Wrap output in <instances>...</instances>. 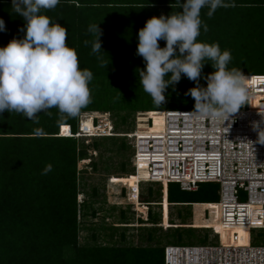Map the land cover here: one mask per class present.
<instances>
[{"label":"trees","instance_id":"1","mask_svg":"<svg viewBox=\"0 0 264 264\" xmlns=\"http://www.w3.org/2000/svg\"><path fill=\"white\" fill-rule=\"evenodd\" d=\"M226 2L229 6L217 7L211 17L207 16L206 7L201 9L200 16L207 25V31L201 27L197 40L209 44L216 42L221 50H229L232 57L228 65L230 68L240 69L244 61H264V0ZM180 10L175 0H60L54 8L42 10L52 21L67 29L66 43L76 50L79 67L93 73L89 84L92 100L80 112H109L116 130L129 132L134 127H126L133 125L137 112L166 110L155 105L140 84L138 73L145 62L136 54L138 30L152 16H167ZM0 18L4 20L6 29L0 31V47L13 38L23 37L21 29L25 21L12 12L11 0H0ZM90 24H98L101 30L102 58L108 63L105 67L98 62L96 54L91 53L94 37L87 30ZM249 39L257 53L247 50L249 45L246 41ZM85 40L89 41L87 45ZM158 43L163 47L165 41ZM212 71L214 69L210 64L203 66L204 75ZM199 82L202 86L206 85L204 79ZM193 86L194 82L182 74L179 82L168 86L160 106L193 102L190 95H185ZM252 102L262 103L254 98ZM47 111L51 115L38 113L37 122L16 112L0 113V264H165V245L156 244L158 240L153 231L165 227V220L162 223L159 220L161 214L151 207L146 218L140 216L139 223L140 227L149 230L146 240L155 242L153 245L127 243L126 230L131 222L127 221L124 209L120 212V226H101L111 229L112 236L118 227L122 229L117 243H99L96 228H93L92 240L81 241V230L87 228L85 217L89 213L91 216L98 215L93 204H88V198L78 201V196L85 194L81 190V172L84 170L78 168V162L89 157L90 143L80 144L78 137L59 134L61 124H65L61 127L62 134H69L68 124L75 133L78 116L62 120L56 108ZM37 129L41 130V134L37 135ZM100 138L103 140H98ZM115 138L127 137H94L91 146L97 150L106 144L103 142L105 139L113 141ZM127 147L126 141L122 140L120 149ZM99 160L90 162L93 169H98ZM48 164H51V170L42 174ZM126 165V161H121V172L129 173ZM105 168L110 169L109 164ZM171 183H168V201L176 204L170 205L219 200L178 198ZM177 188L184 190L179 183ZM93 194H98L96 187ZM144 201L164 205L160 199ZM142 205H138V209L143 211L146 206ZM188 228L184 230H193ZM209 233H204L202 239L207 241Z\"/></svg>","mask_w":264,"mask_h":264},{"label":"clouds","instance_id":"2","mask_svg":"<svg viewBox=\"0 0 264 264\" xmlns=\"http://www.w3.org/2000/svg\"><path fill=\"white\" fill-rule=\"evenodd\" d=\"M59 2L60 0H11L12 12L19 14L25 21L21 29L24 35L19 39L13 38L5 46L0 47V113L16 112L37 122L38 113L46 112L50 116L51 112L47 110L54 107L62 120L78 116L77 131L73 133L71 125L68 124L69 134H62L61 127L65 124H61L60 135L78 136V138L120 135L132 140L130 143L133 147L134 132L138 131L137 120L136 125L134 124V128L129 132H118L112 120L111 134L101 136L78 134L80 114L95 112H80L91 103L89 84L93 79V73L87 68L79 67L76 50L66 43L67 29L43 14L42 10L52 9ZM175 2L180 11L167 16L164 14L158 17L152 16L138 30L136 54L145 62L144 68L138 73L140 84L151 96L152 102L159 106L165 100L168 86H174L183 74L195 84L185 92V95H190L194 100L193 110L191 109L190 112L196 118L223 122L229 120L231 114L236 113L247 103L249 90L246 75L257 74H244L236 67H228L232 59L229 50H221L216 42L209 44L197 40L201 27L205 32L207 31V25L200 16L201 9L206 7L207 16L211 17L217 7H228L229 4L226 0H175ZM5 30L4 20L0 18V31ZM87 30L94 37L91 41V53L96 54L98 62L105 67L108 63L102 58L104 51L101 49L99 39L101 30L98 24H90ZM160 40L165 41L163 47L159 46ZM84 43L87 45L89 41L85 40ZM206 63L210 64L214 71L204 75L202 69ZM200 79L206 81L205 86L200 84ZM143 112L149 111L137 112V115ZM148 121L151 122V118ZM252 127L257 131L258 142L264 144V115H261L260 121L253 122ZM36 131L37 135L41 134L40 129ZM133 154L134 150L131 160L134 172L129 173L137 174L133 164ZM51 167V164L46 165L42 174L50 171ZM111 178L113 177H109V180ZM153 182L166 185L162 200L163 198L168 200V183L177 181L165 182L139 177L138 186L128 187V193H132L133 197L137 194L138 199L141 200V184ZM128 196L130 197L129 194ZM144 203L148 202L144 201ZM193 203L205 202L183 204L193 205ZM202 228L212 231V227L202 226Z\"/></svg>","mask_w":264,"mask_h":264},{"label":"built area","instance_id":"3","mask_svg":"<svg viewBox=\"0 0 264 264\" xmlns=\"http://www.w3.org/2000/svg\"><path fill=\"white\" fill-rule=\"evenodd\" d=\"M246 76L249 90L246 106L231 114L229 120L196 118L190 112L193 109H167L161 110L166 112L167 128L170 132L175 130L178 136L156 141L154 137L140 138L134 132L133 164L137 174L139 160L147 161L148 175L140 177L177 181L184 190H196L199 182L219 184V200L205 202L204 208L209 219L211 210L217 208L214 205H218L217 221L227 238L232 239L231 243L225 242L213 225L205 244L167 245L165 264H264V244H253L251 235L254 229H264V144L258 142L257 131L252 127L253 122L260 121L264 109H252L251 105L252 98L264 101V75ZM80 117L78 134L113 133L109 112H83ZM251 206L256 208L255 213ZM239 227L249 230V243L238 242Z\"/></svg>","mask_w":264,"mask_h":264},{"label":"rangeland","instance_id":"4","mask_svg":"<svg viewBox=\"0 0 264 264\" xmlns=\"http://www.w3.org/2000/svg\"><path fill=\"white\" fill-rule=\"evenodd\" d=\"M254 43L250 41H246V45H249L248 51H252V54L257 53L255 49ZM241 45V44H240ZM243 65V66H242ZM240 65L242 66L240 70L246 74L250 73H264V61H244V63ZM252 109H264V102H251ZM194 101L191 103L184 104H165L162 106H158L165 109L170 108H185V109H193ZM243 106V105H242ZM241 106V107H242ZM246 106V104H244ZM99 113V112H98ZM148 113V112H147ZM152 116L151 122L148 121V116ZM158 115L150 113L148 115H141L136 113L133 125H129L126 128L134 127L136 125V120L139 121L141 118L142 126L141 128H149V125L152 127L156 126V122L158 119ZM161 116V115H160ZM133 118V117H132ZM148 121V122H147ZM147 126V127H146ZM122 130L126 131L127 129ZM132 130V129H131ZM78 137V136H75ZM96 137V136H95ZM119 137V136H118ZM79 137L80 144H89L88 153L89 157L86 159H81L78 162V168L84 170L81 172L83 185L81 186V190L85 191V194H80L78 196V201L84 200L86 198L89 202L88 204H93V207L98 210L97 216H91L89 213L87 217H85V224L87 228L81 230V241L92 240L91 234L94 231L93 228H96L98 232V241L102 244H111L115 241L117 243L118 239H120V232L122 229H119L114 232L113 236L111 235L112 230L106 227L110 225L120 226L118 222L120 220V212L121 209L127 211L128 220L131 224L126 230L127 243H132L134 245H147V244H155V242H149L146 240L148 235V229L140 227V216H144L146 218L147 210L149 207L153 211H158L161 214L159 220L163 223L164 220L172 221L170 226L167 227H158L157 230H153L155 233L157 245H166V244H205L207 241L202 239V235L204 233L210 232V230H202L201 224H205L207 226L213 224V222H218V208L212 209L213 211L212 217L207 219L206 210L207 205H169V206H157L150 205L149 203H139L145 204L146 209L139 210L136 201L138 200L137 194L134 195L129 192L128 187H137L138 182L135 181L137 178L136 173H124L121 172V161H126L128 172H134V168L131 166L132 160V152L133 147L131 145V141L128 138H115L113 141L109 139H105L103 142L105 145H101V147L97 150H94L91 146L92 141H94V137ZM85 142H84V141ZM98 140H103L102 138ZM115 140V142H114ZM122 140L126 141L128 147L126 149L121 150L120 144ZM109 142V143H108ZM102 152V154H100ZM91 154V155H90ZM100 156V157H99ZM98 169H93L91 165L92 160H98ZM106 164H109L110 169H106ZM147 168V161L140 160L139 163V172H143ZM113 177L109 180V177ZM110 181V182H109ZM135 183V185H134ZM171 185L174 187V195L178 198L187 199V200H217L219 199V184L214 182H199V190H180L178 187V182H172ZM141 200H162L163 192H166V185L164 183L153 182V183H142L141 184ZM96 187L98 189V194H93V188ZM152 192V194H150ZM130 195V197L128 196ZM245 196L241 195V200H244ZM134 201V203H133ZM144 202V201H143ZM154 203V202H153ZM157 203V202H155ZM152 204V202L150 203ZM140 207H143L140 206ZM253 212H256V208L253 209ZM187 215V217H186ZM181 217V218H180ZM183 217V218H182ZM106 226L105 228H101V226ZM214 225V224H213ZM150 226V225H149ZM190 227L193 230H184L189 229ZM239 232V240H242L240 229H237ZM182 231V232H181ZM217 233L221 232L222 238L224 241H227V235L224 230L217 229ZM181 232V233H180ZM180 233V234H179ZM229 234H232L229 231ZM253 240V244L264 243V229L252 230L251 233ZM179 237V238H178ZM231 239H228L230 241ZM215 241L217 242V237H215Z\"/></svg>","mask_w":264,"mask_h":264},{"label":"bare ground","instance_id":"5","mask_svg":"<svg viewBox=\"0 0 264 264\" xmlns=\"http://www.w3.org/2000/svg\"><path fill=\"white\" fill-rule=\"evenodd\" d=\"M152 113L158 115L157 117L160 118V119L157 120L156 126L153 127V129H152V127L150 125H149V128H143V129L139 128L138 131H137L138 137H140V138H145V137L152 138V137H154V140L162 141V140H164V138H162V137H176V136H178V135L175 134V132H176L175 130L173 132H170L169 129L167 128V124H166L167 118H166V112L165 111H155V112L153 111ZM148 114H150V112L149 113H140V117H141V115H148ZM171 124H175V123H171ZM87 125L88 126L91 125V122L88 121ZM138 125H139V127L142 126L141 118L139 119V124ZM172 128H174V126ZM185 133H189V132L186 131ZM197 133L198 132H196V130H195V134L196 135H197ZM188 137H193V136H190L188 134ZM145 141H146V139H145ZM144 158H147V156L144 157ZM144 161H146V160H144ZM139 163H140V160L138 162V165H139ZM141 175H143V177L147 176L148 175V170L145 169L143 172H139V174L137 175V178L135 179L136 182L139 181V177ZM134 185H135V183H134ZM164 197H166V194H164ZM162 202H164L162 204H164L165 206H169L170 204H176V203H170L168 200H166L164 198H163ZM139 203H144V202H142L140 199H138L136 201V204L141 206L142 204H139ZM193 205H207V204H204V203H193ZM214 207L218 208V205H214ZM254 208H255L254 206H251L250 210L253 212ZM217 214L219 216V208H218ZM213 224L215 225L216 229L224 230V228L219 224V222H213ZM213 224L210 223V225L207 224V226L212 227ZM164 226L165 227L170 226V223L166 220L165 223H164ZM236 229H240L241 237L243 238L242 240H238V242L242 243V244L249 243V239H250L249 230L247 228H244V227H239V228H236ZM225 242H230L231 243L232 239L230 241H228V239H227V241H225Z\"/></svg>","mask_w":264,"mask_h":264},{"label":"crops","instance_id":"6","mask_svg":"<svg viewBox=\"0 0 264 264\" xmlns=\"http://www.w3.org/2000/svg\"><path fill=\"white\" fill-rule=\"evenodd\" d=\"M146 202V201H145ZM206 204V203H205Z\"/></svg>","mask_w":264,"mask_h":264}]
</instances>
